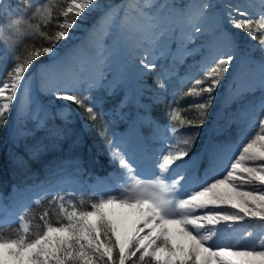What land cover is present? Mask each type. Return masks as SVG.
I'll list each match as a JSON object with an SVG mask.
<instances>
[{
  "label": "snow or ice",
  "instance_id": "snow-or-ice-1",
  "mask_svg": "<svg viewBox=\"0 0 264 264\" xmlns=\"http://www.w3.org/2000/svg\"><path fill=\"white\" fill-rule=\"evenodd\" d=\"M6 5L7 0H0V21L5 20L12 8L19 12L20 9L33 7L31 0H17L6 13ZM260 5L262 11L258 19H254L240 7L235 9L236 16L231 11L228 16L234 28L242 29L252 40H258L260 51L264 53V0H260ZM145 6L141 3L125 4L124 26L130 36L138 37V46L143 43L155 44L157 41L163 43L170 37L171 30L162 27V13L149 14L145 12ZM101 7L99 0H64L54 17L49 0H43L34 7L30 15H14L6 23H0V43L6 46L12 61L5 75L0 78V127L6 123L14 101H18V92L25 104L30 102L29 90L23 84L28 82L26 74L31 77L30 69L34 63L42 56L49 57L43 70L41 66H37L41 76L51 66H59L62 60L58 59L57 44L71 39L70 30L80 26L77 20L83 22L88 15ZM155 7L165 9L171 6ZM207 7L208 5L201 7L200 16H204ZM108 15L110 14L105 13L101 20ZM129 16L134 17L131 25L128 24ZM32 20L37 23L31 25ZM21 22L29 24L34 29L35 36L41 37L45 43L39 46L26 44L18 51ZM49 24H54L51 32L42 30L41 25L46 28ZM99 24L100 21L94 25L93 30ZM193 30L197 33L202 31L197 24H193ZM147 33H153L155 40L148 39ZM221 37L231 51L206 67L203 78L193 79L185 93L196 97L203 96V99L191 105L198 115L197 120L187 121L191 127L204 126L208 111L215 100L213 93L221 86L232 62L237 59L232 37L223 32ZM141 63L147 69L155 67L143 60ZM254 63L257 62L249 56L240 58L241 76L246 75L247 82L237 95L243 96L259 90L262 93L259 104L262 115L255 124L253 134L244 140L226 162L222 174L212 178L208 176L217 164L214 151L209 154L204 179L195 188L187 191L184 189V184L191 180L186 175L187 171L192 169L195 173L199 169L196 157H189L192 137L181 141L185 147L174 145L162 154L158 161L159 172L151 180L139 178L136 166L127 151L118 144H110L113 158L118 160L124 170L121 175H126L127 183L119 191L101 195L90 203V207L75 205L70 199L67 200L66 207L64 197L54 198L58 201L59 212L66 223L60 222L59 218L55 224L49 222L46 219L48 212L45 211L40 217L44 221L40 231L32 233L29 223L25 222L18 227L14 238H5L0 232V264H125L133 257H137L134 264H264V235L256 246L246 249L234 245H217L215 242L220 232L215 225L220 221L237 222L250 217L255 218L258 226L264 228V187L257 186H264V59L258 62V73H252L249 68ZM79 82H83L82 77L73 81L74 84ZM160 87L163 88L164 85L161 84ZM53 94L58 100L84 109L90 120H96L94 107L86 103L87 97L81 98L71 90H55ZM176 161L182 163L175 164ZM174 164L175 167H171ZM245 185L249 187L244 189ZM209 205L214 207L207 212H197V209H205ZM221 205H228L239 211H217L216 208ZM69 207L71 211L68 210ZM117 208L128 209V215L135 217L130 232H125L123 236V221L115 212ZM167 225L179 226V235L186 237L187 241L173 243ZM206 225L213 227L206 228ZM161 253L164 254L163 257Z\"/></svg>",
  "mask_w": 264,
  "mask_h": 264
},
{
  "label": "rangeland",
  "instance_id": "rangeland-1",
  "mask_svg": "<svg viewBox=\"0 0 264 264\" xmlns=\"http://www.w3.org/2000/svg\"><path fill=\"white\" fill-rule=\"evenodd\" d=\"M16 2L17 0H7L4 11L7 13L8 8ZM42 2L43 0H31L33 7L27 8L26 15H30L34 7ZM55 2L56 0H49L50 6L52 7ZM99 3L102 6L100 10L92 12L83 22L77 20L80 26L70 30L71 39L57 44L58 59L62 60L59 66H51L44 76H41V71H38L37 67L30 70L31 77L26 74L28 82L23 84V87L29 90L30 102L25 104L21 100V93L18 92V101H14L9 113L13 116L9 136L14 141L18 140L29 133L30 129L41 125L52 113L64 120L75 121L77 115L73 111L76 105L56 99L53 94L55 90H71L81 98L87 97L86 102L89 104L98 105L106 101L109 104L108 112L121 117L128 115L129 105L147 108L161 97L164 87L160 85H164L171 77H176L181 82L193 79L191 66L198 67L202 72L211 66L215 59L231 51L221 37L223 32L234 40V51L237 55V59L232 62L221 81L222 98L212 125L215 136L224 137L209 143L201 159L196 157L199 169L195 173L192 169L187 171L186 175L190 176L191 180L184 184V189L191 190L204 179L209 154L214 151L217 164L208 176L212 178L222 174L226 162L244 140L253 134L255 124L262 115L259 108L262 93L259 90L243 96L237 93L247 82V76H241L240 58L249 56L256 61L257 63L250 65L249 68L252 73H258V62L264 59V53L260 51L258 40H252L244 30L238 31L232 26L228 13L231 11L233 16H236L235 9L240 7L242 11L258 19L262 11L260 0H99ZM135 3L146 5L144 10L149 14H163L161 25L171 30L168 39L163 43L157 41L155 44L143 43L138 46V37L130 36L124 26L123 12L125 4ZM156 5L171 7L160 9L155 7ZM204 5L208 7L204 16H200V9ZM16 11L12 8L8 15ZM105 13L110 15L101 20ZM98 21L99 26L93 30ZM133 23L134 17L129 16L128 24ZM21 24L25 27L27 25L24 22ZM193 24H197L202 31L195 32ZM25 27L22 31L27 35L34 30ZM147 38L155 40V35ZM8 60L11 61V54L6 48L0 47V78L6 73L3 67ZM142 60L154 64L155 67L145 68ZM47 64L48 62L39 65L41 70ZM80 77L83 78V82L74 84L73 81ZM220 87L217 89L218 92ZM127 124V128L109 136L106 143L104 142L109 162L113 161L114 164L113 170L84 182L78 175L82 172V167L74 164L70 166V170L64 168L59 172L57 180L47 190V194H54L66 188L76 190L82 185L90 189L94 196L97 195L98 199L101 195L119 191L127 183V177L121 175L124 170L118 160L113 158L110 144H118L127 151L136 166L139 178L153 179L159 172L158 161L161 160L162 154L174 145L180 147L179 136L168 125L151 122L148 115L143 113L128 118ZM21 132L24 134L20 135ZM180 163L182 161L175 162ZM175 164L171 167H175ZM248 187L245 185L244 189ZM41 190L43 189L40 186L14 188L7 196V202L0 196V225L22 223L20 214L28 207L29 199L31 201V197L38 195ZM213 207L209 205L208 208L197 209V212H207ZM216 210L229 213L239 211L228 205H221ZM115 212L122 218L123 236L125 232H130L135 217L128 215L125 209L117 208ZM166 227L172 234L173 243L181 244L187 241L186 237L179 235V226ZM211 227L213 226L206 225V228ZM215 227L220 229L215 238L217 245H234L240 249L256 246L264 235V228L258 226L255 218L250 217L237 222L220 221ZM133 259L134 257L129 261L132 262Z\"/></svg>",
  "mask_w": 264,
  "mask_h": 264
},
{
  "label": "trees",
  "instance_id": "trees-1",
  "mask_svg": "<svg viewBox=\"0 0 264 264\" xmlns=\"http://www.w3.org/2000/svg\"><path fill=\"white\" fill-rule=\"evenodd\" d=\"M63 2L64 0H56L52 5L54 17ZM26 10L27 8L21 9L19 12L16 11L0 23H6L14 15L23 13L26 15ZM60 19L62 20L63 17ZM36 23V20L31 21V25ZM23 27L25 26L20 23L18 51L26 44L39 46L41 43H45L41 37L35 36L34 30L27 35L26 32L22 31ZM27 27H30L29 24L25 28ZM41 28L51 32L54 24H49L46 28L41 25ZM0 47L6 48L2 43H0ZM48 61V56H42L30 70ZM11 63L12 61L9 60L5 63L4 73L11 66ZM191 71H193V79L203 78V71H199L198 67L191 66ZM193 79L181 82L178 78L171 77L169 81L164 83L163 93L156 102L151 103L147 108H135L134 105H129L126 117H121L116 113L110 114L108 112L109 104L106 101L98 105L88 103L94 107L96 112L95 121L90 120L88 113L77 105L74 106L75 110L73 108V112L77 115L75 121L64 120L52 113L51 116L45 118L41 125L30 129L29 133L16 141L9 136L13 116L8 114L6 123L0 127V196L2 200L7 202V196L14 188L23 189L40 186L43 190L35 197H31V201L29 199L28 207L20 214L22 223H29L32 233L42 230L44 221L40 220V217L45 211L48 212L46 219L49 222L55 224L59 218L60 222L66 223L59 212L58 201L54 198L64 197L66 207L69 199L75 205L83 204L85 207H90V203L97 200L98 196H94L85 185L76 190L62 189L54 194H47V190L57 180L62 169L66 168L68 171L70 166L74 164L82 167V172L78 175L84 182L113 170L114 164L113 161L109 162L110 159L106 153L107 148L104 142L109 136L127 128L128 118L130 119L137 113L148 115L151 122L168 125L172 128L179 136L180 147H185L181 143L183 139L192 137L193 143L189 148V157L195 156L201 159L209 143L224 137L222 135L215 136L212 130L213 121L219 110L222 98L220 90H223V86L222 89L220 87L219 92L213 93L215 100L208 111L204 126L202 128L191 127L187 121H195L198 118L197 110L191 105L195 101L203 99V96L185 95ZM173 116L176 118L173 119ZM196 133L199 135H194ZM68 210L71 211V208L69 207ZM20 225L21 223L0 225V232L5 238H14ZM136 259L137 257H134L132 262L127 260L126 264H134Z\"/></svg>",
  "mask_w": 264,
  "mask_h": 264
},
{
  "label": "bare ground",
  "instance_id": "bare-ground-1",
  "mask_svg": "<svg viewBox=\"0 0 264 264\" xmlns=\"http://www.w3.org/2000/svg\"><path fill=\"white\" fill-rule=\"evenodd\" d=\"M153 35H154L153 33H147V37H148V36H153ZM125 211L129 212V210H128V209H125ZM161 256L163 257V256H164V254H163V253H161Z\"/></svg>",
  "mask_w": 264,
  "mask_h": 264
}]
</instances>
